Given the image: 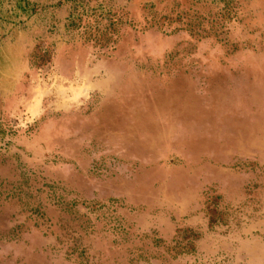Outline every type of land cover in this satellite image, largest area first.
Instances as JSON below:
<instances>
[{
	"label": "rangeland",
	"instance_id": "1",
	"mask_svg": "<svg viewBox=\"0 0 264 264\" xmlns=\"http://www.w3.org/2000/svg\"><path fill=\"white\" fill-rule=\"evenodd\" d=\"M0 264H264V0H0Z\"/></svg>",
	"mask_w": 264,
	"mask_h": 264
}]
</instances>
